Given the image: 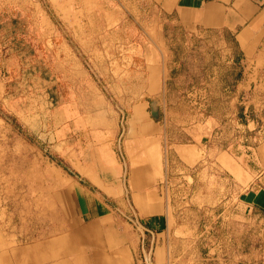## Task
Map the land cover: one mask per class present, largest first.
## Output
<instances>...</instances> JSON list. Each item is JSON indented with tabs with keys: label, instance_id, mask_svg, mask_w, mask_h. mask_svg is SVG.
Masks as SVG:
<instances>
[{
	"label": "rangeland",
	"instance_id": "1",
	"mask_svg": "<svg viewBox=\"0 0 264 264\" xmlns=\"http://www.w3.org/2000/svg\"><path fill=\"white\" fill-rule=\"evenodd\" d=\"M242 72L230 33L187 32L148 0H0V251L47 234L57 173L113 156L163 189L190 253L264 263V221L219 158L259 140L234 99ZM209 118L221 126L193 145L187 130Z\"/></svg>",
	"mask_w": 264,
	"mask_h": 264
},
{
	"label": "crops",
	"instance_id": "2",
	"mask_svg": "<svg viewBox=\"0 0 264 264\" xmlns=\"http://www.w3.org/2000/svg\"><path fill=\"white\" fill-rule=\"evenodd\" d=\"M148 1L187 32L226 31L233 36L243 71L233 95L246 105L244 130L259 140L253 146H240L238 157L222 151L219 158L234 176L239 206L264 221V126L259 127L264 122V0ZM221 124L209 118L194 123L187 135L193 145H205ZM193 145L175 146L174 151L181 158H195ZM78 164L85 180L59 172L45 190L49 199L45 206L53 217L47 234L1 250L0 264H211L215 260L190 253L191 237L174 234L175 210L152 179L145 175L138 179L143 169L127 168L124 173L113 156ZM126 173L130 176L124 184ZM179 244L187 250L177 251ZM234 264L264 263L245 253Z\"/></svg>",
	"mask_w": 264,
	"mask_h": 264
},
{
	"label": "trees",
	"instance_id": "3",
	"mask_svg": "<svg viewBox=\"0 0 264 264\" xmlns=\"http://www.w3.org/2000/svg\"><path fill=\"white\" fill-rule=\"evenodd\" d=\"M241 77H242V73H239V74L237 75V81H240V80H241Z\"/></svg>",
	"mask_w": 264,
	"mask_h": 264
},
{
	"label": "built area",
	"instance_id": "4",
	"mask_svg": "<svg viewBox=\"0 0 264 264\" xmlns=\"http://www.w3.org/2000/svg\"><path fill=\"white\" fill-rule=\"evenodd\" d=\"M262 126H264V122H262V125H260L261 128H262Z\"/></svg>",
	"mask_w": 264,
	"mask_h": 264
}]
</instances>
